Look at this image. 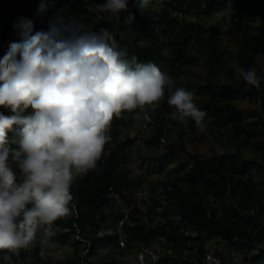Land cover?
I'll use <instances>...</instances> for the list:
<instances>
[{"label": "clouds", "instance_id": "clouds-1", "mask_svg": "<svg viewBox=\"0 0 264 264\" xmlns=\"http://www.w3.org/2000/svg\"><path fill=\"white\" fill-rule=\"evenodd\" d=\"M149 3L135 0L139 12ZM37 11H47L45 0ZM97 12L117 22L127 12L125 24L135 19L128 0H105ZM17 28L21 40L0 59V108L12 113L0 112V249L9 251L27 248L41 231L40 243H48L54 223L72 213V185L96 167L114 118L155 111L167 90L171 119L187 125L190 118L199 132L207 130V113L194 93L177 87L154 62L129 57L108 29L96 32L60 15L49 21L48 31L34 33L33 22L23 17ZM234 69L259 89L255 68Z\"/></svg>", "mask_w": 264, "mask_h": 264}, {"label": "trees", "instance_id": "trees-1", "mask_svg": "<svg viewBox=\"0 0 264 264\" xmlns=\"http://www.w3.org/2000/svg\"><path fill=\"white\" fill-rule=\"evenodd\" d=\"M241 1L246 10L264 9V0H150V3L157 2L163 6L158 18L147 10L139 12L134 8L129 11L135 15L133 23L125 24L123 18L127 12L121 13L120 22L97 12V6L105 0H45L47 11L43 14L37 11L41 0H0V59L12 42L21 40L17 25L22 17L33 22L35 33L48 31L49 21L60 15L65 20L79 21L96 32L102 28L108 29L115 36L118 46L127 48L129 57L136 55L141 62H154L175 81L180 70L196 64V58L191 54L194 48L208 54L213 69L225 70L228 53L219 47L220 37L225 31L219 25L205 28L190 21L188 16H200L232 3L236 14L231 17L226 33L237 46L236 60L239 66L245 70L255 68L257 76L261 78L260 87L250 86L241 78L237 84H216L209 80L203 88L208 95L205 106L212 116L211 129L216 131V128H226L242 147H246L258 135V130L242 125L234 101L239 93H245L249 102L258 108L260 122L264 126V69L255 60L258 54L264 53V40L244 22L243 11L237 8ZM233 74H236L234 67L226 71L228 78H232ZM176 86L188 89V84L183 82L176 81ZM167 96L166 90L160 108L163 114H171L173 109L167 104ZM9 110L0 108V112L6 116L10 115ZM165 121L152 127L155 143L170 134L176 123L171 118ZM117 124L118 121L115 122ZM113 135L116 136V133L113 132ZM133 143L134 139L129 138L120 143L114 140L112 144H106V153L101 155L96 167L78 177L72 185L73 200L70 207L74 208V213L70 223L90 254L98 248V237L108 222L109 210L115 203L114 197L117 194L122 196L124 190L140 186L144 181L143 177H132L127 167ZM257 148L264 155V145ZM181 153L180 149L172 146L171 152L165 156ZM186 156L191 162L190 169L176 179L161 183L181 224L197 231L201 242L207 238H217L240 247H260L259 255L254 257L251 264H264V180L260 192L254 186L249 164L239 154L215 155L211 158L189 153ZM262 167L264 173V158ZM228 191L237 198V206H223L219 210L207 205V195L218 197ZM251 204L258 205L254 215L248 212ZM133 212H130V221ZM120 218L123 219L122 216ZM60 228L62 223L57 220L54 229ZM125 230L132 240L141 242L151 241L157 233L169 235L166 228L156 230L144 224L131 225ZM200 253L206 256L202 245ZM82 262L89 264L86 257ZM249 262L250 259L246 258L244 264Z\"/></svg>", "mask_w": 264, "mask_h": 264}, {"label": "rangeland", "instance_id": "rangeland-1", "mask_svg": "<svg viewBox=\"0 0 264 264\" xmlns=\"http://www.w3.org/2000/svg\"><path fill=\"white\" fill-rule=\"evenodd\" d=\"M242 2L237 4V8L243 11L244 22L251 27L255 35L264 40V9L249 11L242 7ZM162 7L157 2L149 3L146 10L158 18ZM134 8H136L135 0H128V11ZM235 14L233 4L229 3L210 13L188 16L190 21L205 28L219 25L225 31L219 41L220 49L228 53L225 70L213 69L208 54L194 48L191 54L195 56L196 64L184 67L176 74V81L188 84L187 90L194 93L197 107L207 113L205 132H199L194 121L189 118L187 125L176 121L172 132L155 143L152 127L156 123L163 121L165 123V120L171 118V114H163L160 111L164 99L160 101V107L155 111L144 108L124 112L120 118H114L112 121L108 133L111 141L108 144H112L114 140L120 143L125 139H134L129 150L127 167L132 177H143L144 181L140 186L124 190L122 196L117 194L114 197V207L109 210L108 222L98 237L96 252L90 254L85 243L78 238V234H75V228L70 223L74 213L73 208L69 216L59 219L62 223L60 230H55L53 226L54 235L48 243H40L42 231L38 232L36 240L27 248L18 251L0 249V264H84L82 262L84 257L89 264H244L246 258L250 259L249 264L252 263L254 257L259 255L260 247L250 248L248 245L240 247L217 238L199 241L197 231L181 224L171 206L168 193L161 186V183L176 179L190 169L191 162L186 156L188 153L203 158L239 154L250 166L255 188L260 192L262 190L264 155L257 146L264 145V126L260 122L258 108L249 102L245 93H239L234 101L240 112L242 125L258 130V135L250 144L242 147L226 128H216V131L211 129L212 116L205 106L208 95L203 86L209 80L216 84L231 82L237 84L241 79L237 74H233L232 78L226 76V71L238 64L237 46L232 37L226 33L230 27L231 17ZM255 60L258 66L264 69V53L258 54ZM9 113L12 115L10 110ZM30 113L31 110L26 111L25 115ZM116 121H118L117 125H115ZM12 135L9 134L10 138ZM172 146L180 149L181 155L165 156L171 152ZM106 147L105 145L102 154L106 153ZM255 163L257 166H254ZM11 166L19 180L18 167L14 163ZM205 201L208 206L217 207L219 210L223 206L238 204L237 198L229 191L218 197L207 195ZM262 202L264 203V197ZM257 208L258 205L251 204L248 212L254 215L258 211ZM131 210L134 211L132 221H130ZM136 224H144L156 230L166 228L169 235L161 236L157 233L149 242L134 241L129 234H126L125 227ZM200 245L205 249L206 256L200 253Z\"/></svg>", "mask_w": 264, "mask_h": 264}]
</instances>
